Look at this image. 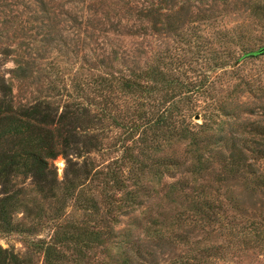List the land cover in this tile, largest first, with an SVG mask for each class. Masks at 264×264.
<instances>
[{
  "label": "rangeland",
  "instance_id": "374dc122",
  "mask_svg": "<svg viewBox=\"0 0 264 264\" xmlns=\"http://www.w3.org/2000/svg\"><path fill=\"white\" fill-rule=\"evenodd\" d=\"M263 46L264 0H0V80L14 104H80L100 140L51 160L56 197L17 180L0 245L31 264L136 263V249L158 264H264V157L247 151V174L233 177L224 159L260 139L264 54L241 57ZM172 103L174 127L152 124ZM199 157L209 169L193 171ZM110 174L122 187H103ZM201 199L214 222L192 210Z\"/></svg>",
  "mask_w": 264,
  "mask_h": 264
},
{
  "label": "trees",
  "instance_id": "16d2710c",
  "mask_svg": "<svg viewBox=\"0 0 264 264\" xmlns=\"http://www.w3.org/2000/svg\"><path fill=\"white\" fill-rule=\"evenodd\" d=\"M255 55L257 53H245L241 58L251 59ZM174 108L172 103L168 107V113L161 114L152 121V124H166L168 127H174L172 119ZM92 122L89 110L80 104L75 107L67 105L62 111L44 100L30 105L16 106L11 86L4 80H0V187L2 193L0 197V228L6 225L8 229L13 230L12 217L19 195L16 189L18 179L30 178L38 192L48 198L56 197L57 189L61 184L57 179L56 168L51 160L59 155L69 157L74 153L82 155L98 149L100 146L98 135L90 132ZM185 125L184 131L187 133L185 136L190 135L196 143H199L200 130L191 129L188 123ZM200 127L203 129L205 124L203 123ZM250 133L255 139L256 135L260 137L254 142L253 147H249L245 140L246 143L239 144V146L234 145L231 153L224 157L229 173L233 174L232 177L238 174L244 175V171L247 174L246 168L251 166L247 161V151L258 158L264 157V124L258 122L250 130ZM209 168V160L199 157L198 164L196 163V168L193 171L201 172ZM88 169L89 163L86 162L84 171L86 176L91 175ZM223 179L220 178V180ZM91 180L94 181L92 178ZM76 185L77 182L65 183L68 195H73ZM112 185L118 188L122 187L116 174H110L103 181V187L107 189L113 188ZM127 194L128 199L125 200L134 202L133 192L129 191ZM94 204L93 206L96 205ZM191 206L192 210L196 209L200 215H206L210 222H214L219 214L213 209L209 199L207 201L193 200ZM87 234L90 241H98L102 236L99 231H88ZM52 251L53 248L47 247V260L50 263H52ZM134 253L139 259L136 263L133 262V259L131 260V257H128L122 261V264H158L154 262V254L149 251L143 253L140 249H136ZM0 264L31 263L14 251L0 245Z\"/></svg>",
  "mask_w": 264,
  "mask_h": 264
},
{
  "label": "water",
  "instance_id": "95a60500",
  "mask_svg": "<svg viewBox=\"0 0 264 264\" xmlns=\"http://www.w3.org/2000/svg\"><path fill=\"white\" fill-rule=\"evenodd\" d=\"M257 54H264V46L256 51Z\"/></svg>",
  "mask_w": 264,
  "mask_h": 264
}]
</instances>
